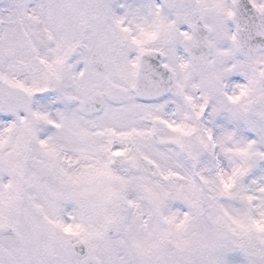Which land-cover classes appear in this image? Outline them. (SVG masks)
<instances>
[{
    "label": "snow or ice",
    "instance_id": "1",
    "mask_svg": "<svg viewBox=\"0 0 264 264\" xmlns=\"http://www.w3.org/2000/svg\"><path fill=\"white\" fill-rule=\"evenodd\" d=\"M0 264H264V0H0Z\"/></svg>",
    "mask_w": 264,
    "mask_h": 264
}]
</instances>
